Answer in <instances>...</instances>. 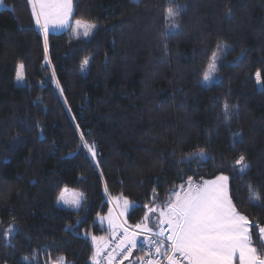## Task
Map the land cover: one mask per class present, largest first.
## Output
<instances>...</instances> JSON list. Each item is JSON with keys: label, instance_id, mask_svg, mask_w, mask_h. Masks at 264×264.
I'll return each mask as SVG.
<instances>
[{"label": "trees", "instance_id": "16d2710c", "mask_svg": "<svg viewBox=\"0 0 264 264\" xmlns=\"http://www.w3.org/2000/svg\"><path fill=\"white\" fill-rule=\"evenodd\" d=\"M4 2L0 264H94L93 236L107 234L99 216L113 198L135 202L126 219L136 226L189 178L219 174L229 176L264 254V208L248 190L264 199V86L255 79L257 71L264 78V0H73V18L97 30L90 38L48 33L47 47L30 1ZM169 7L181 10L174 31ZM218 44L229 50L207 86L201 79ZM240 155L250 165L244 176L233 167ZM66 186L85 192L82 209L56 204Z\"/></svg>", "mask_w": 264, "mask_h": 264}, {"label": "snow or ice", "instance_id": "6c2138e0", "mask_svg": "<svg viewBox=\"0 0 264 264\" xmlns=\"http://www.w3.org/2000/svg\"><path fill=\"white\" fill-rule=\"evenodd\" d=\"M31 2L35 21L44 32L45 47H47L50 28L71 27L69 21L73 16V0H31ZM2 3L3 0H0V4ZM180 12V9L172 7L166 10L170 31L178 27L176 19ZM97 28L95 24L76 20L72 32L77 37L81 35L89 37ZM228 50L227 45H217V51L212 54L211 63L208 65L210 71L203 77L205 84L211 83L217 70V60L221 54L226 55ZM89 63L88 58L82 61V72L88 70ZM24 68L23 63L18 65L17 81L24 80ZM255 79L261 84L264 78L260 71L255 73ZM224 111L225 114L229 111L227 104L224 105ZM233 140L235 142V137ZM88 149L95 158L96 148L89 145ZM198 155L204 157L206 154L201 152ZM233 167L240 176L247 175L250 171V165L244 155H240L235 160ZM229 179L228 176L221 175L213 181L196 184L192 178H189L187 191L183 195L175 193V198L169 200L166 208H148L149 213H158L155 220L156 231H153L147 223H143L136 225L137 231L129 233L128 228L123 224H115L110 216L109 227L114 233L117 228L122 229L123 238L113 250L114 254L108 256L107 264H115L116 256L121 253H125L123 259H128L131 251L137 247V239L141 235L145 236L142 243L154 249L150 252V256L157 257L148 259L146 264H264V254H261L253 244L250 230L253 222L233 203ZM183 187L181 185L182 189ZM248 190L249 201L254 206L264 208V199L257 195L252 187L248 186ZM83 199L82 193L73 191L69 195V189L65 187L59 193L57 203L63 202L66 206L79 209ZM123 206L127 209L131 204L125 199ZM100 219L103 220L102 217ZM148 219L149 216L146 215L144 220ZM257 227L259 239L264 241V227ZM7 238L9 237L6 234ZM100 254L101 249L97 247L96 255L93 257L94 264H100L96 258ZM54 264H65L64 258L60 257ZM119 264H123V260Z\"/></svg>", "mask_w": 264, "mask_h": 264}, {"label": "rangeland", "instance_id": "374dc122", "mask_svg": "<svg viewBox=\"0 0 264 264\" xmlns=\"http://www.w3.org/2000/svg\"><path fill=\"white\" fill-rule=\"evenodd\" d=\"M30 1V5H31V8H32V2H31V0H29ZM6 6V4H5V2H4V0H3V3L2 4H0V9L1 8H3V7H5ZM33 11V10H32ZM35 17V16H34ZM76 20H81V19H74L73 18V16H72V18L70 19V21H69V24H70V26L71 27H63V28H61V27H52V28H50L49 29V32L48 33H51V32H61V31H63V30H68L72 35H74L73 34V32H72V28L73 27H75V21ZM82 21H86V22H88V23H92V24H95V25H97L96 23H94V22H91V21H87V20H82ZM37 24V23H36ZM176 24L178 25V22H176ZM38 25V24H37ZM39 27H40V25H38ZM178 28V27H177ZM177 28H175V29H172L171 31H174V30H176ZM40 29H41V27H40ZM169 29H170V25H169ZM42 30V29H41ZM42 32H43V30H42ZM43 34H44V32H43ZM75 36V35H74ZM81 37H84V36H82L81 35ZM91 36H89V37H85V38H90ZM222 55L223 54H221L220 55V57H222ZM242 55V54H241ZM220 59V58H219ZM218 59V60H219ZM217 60V61H218ZM211 63V62H210ZM217 63V62H216ZM210 70H209V68L207 69V71L206 72H209ZM204 77V76H203ZM219 79V74H218V72H217V70H216V72L214 73V75H213V79H212V81H211V83H209V84H205V82H204V80H203V78L201 79V81H202V83L204 84V85H210V84H212L214 81H216V80H218ZM25 83V75H24V80L23 81H17V79H16V84L17 85H23ZM258 84V83H257ZM258 86L259 87H261L262 86V82H261V84H258ZM247 162V161H246ZM248 163V162H247ZM221 175H225V176H228V175H226V174H219V175H217V176H215V177H212V178H209V179H206V180H204L203 182H209V181H213V180H215L218 176H221ZM229 177V176H228ZM195 182V181H194ZM196 184H200V183H198V182H195ZM68 189H69V195L73 192V191H75V192H78V193H82L83 194V196H84V199H85V192L84 191H82L81 189H78V188H75V187H71V186H66ZM188 187V186H187ZM187 187L186 188H181V187H179V188H176V189H174L173 191H172V194H171V196H170V198H169V200L170 199H174L175 198V193H180L181 195H183L184 194V192H186L187 191ZM64 189V188H63ZM58 198V197H57ZM84 199L81 201V207L79 208V209H74V210H80V209H82V206H83V202H84ZM125 199H127L129 202H130V204H131V206L130 207H128L127 209H125L124 208V206H123V202H124V200ZM169 202V201H168ZM168 202H167V204H168ZM112 203H113V206H112V208H111V210L107 213V214H105V215H100L99 216V219L102 217L103 218V220H101L100 219V221L101 222H106V220H107V216L110 214H113V212H115V211H119V213H120V220L121 219H124L125 221H127V219H126V216H127V213H128V211L130 210V208L134 205V203L135 202H133V201H131V200H129L128 198H125V197H122V196H118V197H116V198H113V201H112ZM56 204L57 205H59V206H62V207H66V208H70V209H73V208H71V207H69V206H66V205H64L63 204V202H60L59 204L57 203V199H56ZM167 204L165 205V206H153V207H151V208H159V209H164V208H166V206H167ZM117 209V210H116ZM109 215V216H110ZM147 215L149 216V219L147 220V221H145L144 219H143V221L140 223V224H143V223H147L148 224V226L149 227H151L152 229H153V231H155V230H157V225L155 224V220L157 219V217H158V213H147ZM124 217V218H122V217ZM122 221V220H121ZM264 227V226H263ZM111 231H112V233H111ZM120 232H122V229L120 230V231H118V232H116V233H120ZM107 233H111V240H112V238H113V236L114 235H116V233H114L113 232V230L108 226V232ZM99 237H101V236H93V238H95V239H93V242H94V244H95V248H96V251H95V255H96V252H97V247H99L100 248V244H99ZM139 238V237H138ZM111 244V241L109 242V244L108 245H110ZM107 245V246H108ZM104 250V249H103ZM101 252H102V249H101ZM100 256V255H99ZM99 256H97L96 258H99ZM64 261H65V264H68L67 262H66V260L64 259Z\"/></svg>", "mask_w": 264, "mask_h": 264}, {"label": "built area", "instance_id": "2783aa9c", "mask_svg": "<svg viewBox=\"0 0 264 264\" xmlns=\"http://www.w3.org/2000/svg\"><path fill=\"white\" fill-rule=\"evenodd\" d=\"M122 220V224L124 227L129 229V233L133 231H137L136 226L130 225L127 223L124 219ZM156 231V230H155ZM122 232L113 236L111 240V244L106 246L105 249L101 252V255L99 257L100 264H107L108 256L110 254H114L113 250L116 249V246L119 244L120 240L122 239ZM145 240V236L141 235L137 239V247L131 251V254L128 256V259H123V256L125 253H121L120 255L116 256V262L115 264H119L121 260H123V264H146V261L148 259H156L157 257L150 256V252L154 251V249H151L149 245L143 244L142 242ZM138 255L137 260L134 261L136 258L135 256ZM160 259H163L160 257Z\"/></svg>", "mask_w": 264, "mask_h": 264}, {"label": "crops", "instance_id": "0c3cea01", "mask_svg": "<svg viewBox=\"0 0 264 264\" xmlns=\"http://www.w3.org/2000/svg\"><path fill=\"white\" fill-rule=\"evenodd\" d=\"M117 210V209H116ZM110 215V214H109ZM107 216V220H106V222H104L105 224H107V226H109L108 225V220H109V217L111 216V218H112V220H113V222L115 223V224H122L121 223V220H120V213H119V211L117 210V211H115V212H113V214H111L110 216ZM122 217V216H121ZM122 218H124V217H122ZM121 229L120 228H117L116 229V232H118V231H120ZM111 233H112V231H111ZM111 233H107L106 235H103V236H101V237H99V244H100V249H104L108 244H109V242L111 241ZM95 245V244H94Z\"/></svg>", "mask_w": 264, "mask_h": 264}]
</instances>
